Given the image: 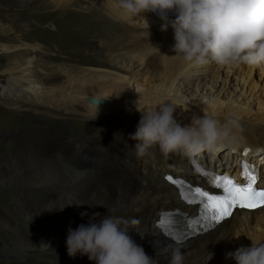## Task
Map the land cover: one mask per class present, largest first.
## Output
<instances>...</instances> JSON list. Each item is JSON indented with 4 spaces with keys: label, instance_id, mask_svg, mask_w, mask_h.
Listing matches in <instances>:
<instances>
[{
    "label": "bare ground",
    "instance_id": "1",
    "mask_svg": "<svg viewBox=\"0 0 264 264\" xmlns=\"http://www.w3.org/2000/svg\"><path fill=\"white\" fill-rule=\"evenodd\" d=\"M11 1L23 3V0ZM84 2L87 3L85 12L93 13L100 8L108 12L107 18L114 17L119 25L122 21L126 27L117 29L109 23L107 29L93 33L95 26L88 33L91 41L84 42V46L91 44L90 52L94 58L89 56L76 62L86 67L73 68L55 62L47 65L41 59L36 64L32 62L36 57L13 55L12 64L4 72L0 71V95L10 97L6 103L10 110L32 113L40 118L41 128H44L41 122L49 118L61 122L71 118L77 127L76 116L87 121L109 122V128H114L116 115H134L140 120L141 112L171 103L176 109V119L182 124L191 123L194 116L205 115L224 122L229 114L238 119L239 128L246 123L256 126L261 123V135L254 137L255 143L248 136L240 138L242 133L236 130V140L240 138L238 146L204 151L199 154L202 161L209 155L219 163L223 162L226 169L237 162L240 148L246 145L264 147V143L256 142V139L264 142V83L257 89V82L253 80L254 67L246 64L227 66L220 75L223 66L214 62L194 66L172 51L175 41L171 22L174 20H168L167 30L162 31L166 21L144 12L136 17L140 20L139 23L136 21L137 28H130L128 20L134 17L122 10L120 0H50L43 7L70 14ZM39 43L37 47L0 45V50L6 54L41 53ZM100 66L109 69H100ZM213 66H217L216 69ZM210 71L214 73L210 75ZM261 75L264 76V68L259 72ZM91 97L104 103L90 104L88 99ZM99 131L95 129V133L85 135L74 132L51 134V138L43 135L38 141L44 150L39 153L30 154L18 149L25 145L20 139L13 142L14 150H18L6 158L0 156V180L9 182L12 188H21V194L17 195L22 197L27 208L26 217H32V226L37 218V226H29L28 230L21 228L0 210L4 227L12 236L21 239L14 240L16 246L26 241L25 249H30L29 245H36L37 251L52 248L60 264H94L86 256L78 254L73 258L68 255L67 231L69 227L75 229L80 224H87L90 218L98 220L111 210L110 215L138 219L140 224L131 230L133 238L149 256L155 255L159 264H168L167 249L173 245L159 237L153 223L161 210L178 207V198L162 181L161 172L155 167L162 168V172L170 171L175 157L171 159L168 155L158 159L155 148L151 158H139L130 133L106 130L101 135ZM26 155L34 158V166L37 165L42 174L37 180V200L24 196L28 193L25 184L33 185L29 177L33 165L27 163L16 167L9 163L11 158H26ZM252 160L264 174V154H258ZM184 163L186 160H181L180 164ZM18 173L22 177L17 178ZM43 189L49 193L40 194ZM96 213L101 217L95 216ZM263 239L264 207L254 212L237 211L223 225L179 248L186 253L185 264H235L226 259L227 252L241 245L250 246L251 242L260 243ZM2 251L12 252L11 248ZM13 251L23 254V249Z\"/></svg>",
    "mask_w": 264,
    "mask_h": 264
},
{
    "label": "clouds",
    "instance_id": "2",
    "mask_svg": "<svg viewBox=\"0 0 264 264\" xmlns=\"http://www.w3.org/2000/svg\"><path fill=\"white\" fill-rule=\"evenodd\" d=\"M120 7L129 16L144 12L156 13L171 22L174 32L172 51L194 66L216 63L220 66L264 67V0H120ZM175 107L163 103L156 110L141 112L134 141L139 158L153 156L158 147L164 155L182 154L195 157L204 151L215 152L236 142L238 119L229 114L224 122L211 116H194L182 124L175 117ZM101 131V130H100ZM90 218L67 231L66 247L70 257L86 256L94 264H159L136 242L131 230L138 219L110 215ZM81 215H85L82 213ZM168 264H185L186 253L169 246ZM211 256V255H210ZM235 264H264V242H251L226 253Z\"/></svg>",
    "mask_w": 264,
    "mask_h": 264
},
{
    "label": "rangeland",
    "instance_id": "3",
    "mask_svg": "<svg viewBox=\"0 0 264 264\" xmlns=\"http://www.w3.org/2000/svg\"><path fill=\"white\" fill-rule=\"evenodd\" d=\"M49 2L50 0H23L22 4H17L11 0H0V45L13 47L24 44L25 46L37 47V43L40 42L39 45L42 46L41 53H37L36 51L6 54L0 50L1 72H4L12 64L11 62L14 59H11V57L18 54L22 57H36L35 59H32V62H35L36 64L37 60L41 59V61H43V63L46 62L45 64L47 65L55 62L63 65H69L73 68L86 67L84 64L76 62L89 56L94 58V54L90 52L91 47L89 46H91V44L87 46L86 43V46H84V42L91 41L88 37V33H91L95 26L97 28L93 30V33H98L100 30L107 29L109 23H112L111 26L114 28L117 26V29H123L126 27L122 21L119 25V23L116 22L117 19L114 17H111L112 19L107 18L109 15L108 12L103 11L100 8H97L93 13L85 12V10H83L85 6H87V3L85 2L81 5V8H77V6L73 8V12L70 14H64L61 11L57 12L54 8L49 6H46L47 8L43 7V5L48 4ZM52 12H54L55 15L52 14ZM136 17L137 16H134V18H130L128 20L130 28H137L138 25L136 24V21L139 23L140 20ZM22 57L19 59L21 60ZM215 67L217 66H213V69H216ZM226 67L227 66H223L222 70L219 71L220 75L224 74ZM99 68L109 69L101 66ZM263 68L264 67H254L253 80L254 82H257V89L264 83V76H259V72ZM213 73V71H210L209 74L211 75ZM8 101H10V97H2L0 95V156L2 158H6L8 155L11 156L18 149H22L25 153L30 152V154L32 152L39 153L40 150H44L38 141L43 138V135H48L49 138H51V134H67L71 132L79 135H85L86 133H93L95 129L101 130L99 131L101 135H104L106 130H114L113 132L126 131L132 135L137 129V127L135 128L134 126H138L139 123V117L127 114L126 116H123L119 114L115 116L116 122H114V128H109V122L87 121L86 118L82 116H76L75 119L78 122L75 123H79L77 127L70 120L71 118L65 122L49 118L48 120L46 119L41 122L44 127L41 128L39 127L40 118H36L29 112L25 113V111L10 110L6 104ZM259 125L256 126L254 123H246L243 125L244 127L240 126L238 129L239 133H242L240 138H246V136H248L252 138V141L255 143L254 137L261 135L259 132L261 126ZM39 128H41L40 132ZM240 138H237L236 142L233 144L234 146H238L240 144ZM19 139L23 145H28H24L25 147L23 146L14 150L15 144H13V142ZM256 142L260 144L264 143L262 140L257 139ZM31 143L32 145H30ZM161 156L164 155L157 147L156 157L159 159ZM169 156L171 159L174 158V154H169ZM20 157L21 156L11 158L9 163L16 167L25 166L27 163H31L33 165V168L30 171L31 174L29 175L31 179L30 181H33V183L30 184L33 185L25 184V190L28 193H25L24 196L27 197L29 195L28 199L37 200V180L42 175L41 171L37 165L34 166L36 164L34 158L32 159L29 155L26 158H24L25 156ZM188 158L190 159V157ZM31 164L29 165L30 167ZM155 169L161 172L162 175V168L155 167ZM168 170L170 171L166 172H171L172 169L169 168ZM19 177H22L21 173H18L17 178ZM20 192H22L21 188H12L9 186V182L6 183L5 181L0 180V210L5 212L11 220L18 223L21 228L26 227L28 230L29 226H37V218L35 219L36 221L33 220L34 222L32 226V217L30 215L28 216L29 218L26 217L27 208L22 200V197L18 196L21 194ZM39 192L40 194L45 192L49 193L44 189ZM14 240L19 241L21 239L15 237V235L12 236V234L8 232L7 228L4 227V224L0 219V264H60L59 257L51 251L52 248L46 251H37L36 245H29L30 249H25V246L28 244L26 241L16 246ZM7 248H11L12 252L8 254L3 253L2 250H7ZM13 249H23V254H15Z\"/></svg>",
    "mask_w": 264,
    "mask_h": 264
},
{
    "label": "snow or ice",
    "instance_id": "4",
    "mask_svg": "<svg viewBox=\"0 0 264 264\" xmlns=\"http://www.w3.org/2000/svg\"><path fill=\"white\" fill-rule=\"evenodd\" d=\"M250 151L246 148L243 155L248 156ZM196 168L208 179L210 184L217 189H221L222 194H209L200 187L188 185L182 179H174L172 176L165 177L166 180L177 187L181 198L187 203L201 205L199 218L185 219L184 224L187 231L177 227L174 213L166 212L160 217L158 227L165 230L177 243H182L188 236L195 235L198 231L206 232L215 223L231 216L233 209L264 207V188L257 186V180L260 176L259 170L248 163L245 162L241 165V177L244 183H239L228 175H217L208 172L199 165Z\"/></svg>",
    "mask_w": 264,
    "mask_h": 264
},
{
    "label": "water",
    "instance_id": "5",
    "mask_svg": "<svg viewBox=\"0 0 264 264\" xmlns=\"http://www.w3.org/2000/svg\"><path fill=\"white\" fill-rule=\"evenodd\" d=\"M90 102L95 103V104H96V103H97V104L99 103L98 100H95V99H93V98L90 99Z\"/></svg>",
    "mask_w": 264,
    "mask_h": 264
}]
</instances>
